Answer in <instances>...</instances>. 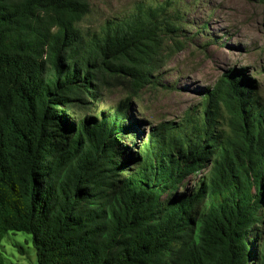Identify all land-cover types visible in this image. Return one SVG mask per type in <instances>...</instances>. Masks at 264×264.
Listing matches in <instances>:
<instances>
[{
	"label": "trees",
	"instance_id": "trees-1",
	"mask_svg": "<svg viewBox=\"0 0 264 264\" xmlns=\"http://www.w3.org/2000/svg\"><path fill=\"white\" fill-rule=\"evenodd\" d=\"M184 4L138 0L93 27L90 0H0V242L30 236L36 264H264L255 84L228 71L145 136L129 97L101 100L118 78L158 84Z\"/></svg>",
	"mask_w": 264,
	"mask_h": 264
},
{
	"label": "rangeland",
	"instance_id": "rangeland-1",
	"mask_svg": "<svg viewBox=\"0 0 264 264\" xmlns=\"http://www.w3.org/2000/svg\"><path fill=\"white\" fill-rule=\"evenodd\" d=\"M135 1L138 0H90V14L83 26L95 27ZM184 3L188 7L179 39L185 42V48L168 61L161 59L153 74L158 84H148L137 91L130 85V78L124 76L111 81L101 98L110 105L129 97L128 115L140 121L138 130L142 136L152 126L177 121L184 111L199 106L205 89L231 70L242 71L255 84L256 93L264 102V0ZM125 136L121 142L128 145ZM206 171L203 168L190 175L177 187V193L184 194L193 188ZM0 264H36L30 236L21 232L6 235L0 242Z\"/></svg>",
	"mask_w": 264,
	"mask_h": 264
}]
</instances>
